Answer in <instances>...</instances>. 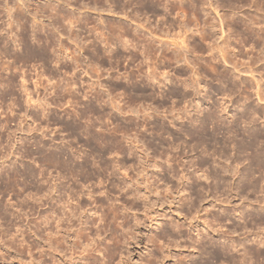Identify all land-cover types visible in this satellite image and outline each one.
Instances as JSON below:
<instances>
[{
    "label": "rangeland",
    "instance_id": "374dc122",
    "mask_svg": "<svg viewBox=\"0 0 264 264\" xmlns=\"http://www.w3.org/2000/svg\"><path fill=\"white\" fill-rule=\"evenodd\" d=\"M0 264H264V0H0Z\"/></svg>",
    "mask_w": 264,
    "mask_h": 264
}]
</instances>
